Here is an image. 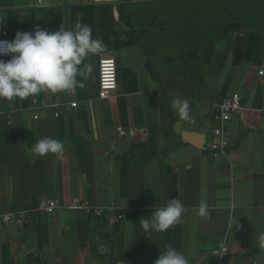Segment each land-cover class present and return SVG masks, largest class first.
<instances>
[{"label": "crops", "instance_id": "obj_1", "mask_svg": "<svg viewBox=\"0 0 264 264\" xmlns=\"http://www.w3.org/2000/svg\"><path fill=\"white\" fill-rule=\"evenodd\" d=\"M64 1L34 15L30 1L8 0L0 15L11 41L37 26L76 30L79 6L98 3L115 18L125 5L131 25L122 20V44L85 60L92 70L81 66L75 95L0 100V214L17 218L0 220V264H154L167 247L189 264H264V0ZM106 55L116 58L118 89L102 100ZM233 94L243 110L229 127L228 157L215 162V106ZM34 97L78 107L61 106L60 117L40 110L36 120ZM175 99L187 100L191 121ZM44 137L65 145L62 159L31 152ZM172 198L188 209L182 222L144 232L140 219ZM74 199L93 210L72 208ZM42 200L58 201L57 215L42 212Z\"/></svg>", "mask_w": 264, "mask_h": 264}, {"label": "clouds", "instance_id": "obj_2", "mask_svg": "<svg viewBox=\"0 0 264 264\" xmlns=\"http://www.w3.org/2000/svg\"><path fill=\"white\" fill-rule=\"evenodd\" d=\"M106 45L93 37L90 25L76 30L60 27L57 31L37 26L33 32L17 31L12 41L0 40V100L26 99L40 93L68 92L77 86V75L92 70L85 60L102 54ZM173 106L183 121H191L187 100L175 99ZM31 152L36 156L52 154L62 159L65 145L58 139L44 137L35 141ZM126 206V204H125ZM188 209L178 198L168 199L161 207L153 208L151 217L140 219L144 232H165L182 222ZM198 214L206 216L207 205L201 203ZM264 240V238H262ZM154 264H189L188 258L173 247L161 252Z\"/></svg>", "mask_w": 264, "mask_h": 264}, {"label": "built area", "instance_id": "obj_3", "mask_svg": "<svg viewBox=\"0 0 264 264\" xmlns=\"http://www.w3.org/2000/svg\"><path fill=\"white\" fill-rule=\"evenodd\" d=\"M12 1H23V0H12ZM31 3H37L38 8L45 9L50 7L51 0H28ZM99 2L100 0H92ZM0 40L11 41V33L5 26L2 16L0 15ZM8 57H0V59H7ZM264 76V72L260 73ZM99 96L102 100H108L114 96L118 89V73H117V62L116 58L112 55H106L99 60ZM76 94V90H72V95ZM62 107L77 108L78 102L73 101L71 103H65L63 105L57 103H50L45 98L34 97L31 101V110L35 112L34 119L40 118L39 112L44 109H51L55 112L56 117H60V111ZM216 114L215 120L218 122V126L215 127L211 135V141L209 146V152L215 162H221L228 157V151L231 147L230 141V124L234 119L239 116L243 110V97L240 94H233L223 99L218 105L215 106ZM121 136H126L127 132L119 129ZM83 208L85 210H93L88 202L81 199H74L72 202V208ZM39 208L42 212L49 216L57 215L61 209V205L55 200H42ZM96 214L101 215L103 211L97 209ZM5 223L14 222L17 218L15 214H0V220ZM226 251V249H225Z\"/></svg>", "mask_w": 264, "mask_h": 264}, {"label": "rangeland", "instance_id": "obj_4", "mask_svg": "<svg viewBox=\"0 0 264 264\" xmlns=\"http://www.w3.org/2000/svg\"><path fill=\"white\" fill-rule=\"evenodd\" d=\"M79 0H67L64 1V3L68 6V5H72V4H76ZM63 2V1H62ZM101 2V1H99ZM10 3L8 1L5 2V0H0V11H3L4 9H6ZM14 5V3H12ZM33 6H35L36 9H32L30 11H32V14L36 15L37 13H39V11L37 9L38 5L37 3H32ZM95 4V5H85L86 7H92L93 10L90 11V13H85V15H81V17L83 18L84 16H86L87 19V25H90L93 29V32L98 33L100 35H102L103 37H105L106 39H112V40H117L119 38L122 37L123 33H124V26L122 25V20L120 19V17H114L113 16V7L112 6H107V5H99ZM113 4V3H111ZM80 7V6H79ZM83 7V6H82ZM29 11V10H28ZM31 13V12H30ZM15 14V13H13ZM2 15V14H1ZM10 15V20H14L17 21V19H19L15 14V15ZM90 15L92 16L90 18ZM52 15V17H50V19H54L56 20V17H54ZM22 19V18H21ZM106 45V48L109 49V47H111L110 45Z\"/></svg>", "mask_w": 264, "mask_h": 264}, {"label": "trees", "instance_id": "obj_5", "mask_svg": "<svg viewBox=\"0 0 264 264\" xmlns=\"http://www.w3.org/2000/svg\"><path fill=\"white\" fill-rule=\"evenodd\" d=\"M6 1H8V0H5V2ZM91 10H93L92 7H86V6L79 7V9H78L80 15H82V16L85 15V13H90ZM39 11H41V10H39ZM119 14H120V19L126 21L127 25L130 26L131 25L130 24V16L126 14V6L125 5H122L121 6V8L119 10ZM91 17L92 16L90 15V18ZM87 19L88 18H86V16H84L83 18L81 17V19H80L81 20L80 21L81 25L82 24H86L87 23ZM93 37L94 38L102 39V41H103L104 44H107V45H110V46L122 44V41H121L120 38L117 39V40L106 39L102 35H100L98 33H95V32H93Z\"/></svg>", "mask_w": 264, "mask_h": 264}, {"label": "water", "instance_id": "obj_6", "mask_svg": "<svg viewBox=\"0 0 264 264\" xmlns=\"http://www.w3.org/2000/svg\"><path fill=\"white\" fill-rule=\"evenodd\" d=\"M89 1V0H87ZM101 2H117L118 0H100ZM102 247H104L106 249L105 253L106 254H110V252H112V243L111 242H103V244H101Z\"/></svg>", "mask_w": 264, "mask_h": 264}]
</instances>
